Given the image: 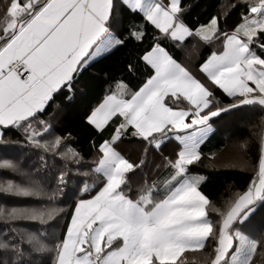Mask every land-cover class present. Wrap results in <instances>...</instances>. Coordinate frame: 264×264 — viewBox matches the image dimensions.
Masks as SVG:
<instances>
[{"label":"snow or ice","instance_id":"obj_1","mask_svg":"<svg viewBox=\"0 0 264 264\" xmlns=\"http://www.w3.org/2000/svg\"><path fill=\"white\" fill-rule=\"evenodd\" d=\"M242 111L257 154L213 195ZM193 262L264 264V0H0V264Z\"/></svg>","mask_w":264,"mask_h":264},{"label":"trees","instance_id":"obj_2","mask_svg":"<svg viewBox=\"0 0 264 264\" xmlns=\"http://www.w3.org/2000/svg\"><path fill=\"white\" fill-rule=\"evenodd\" d=\"M102 95L103 91L96 89L94 93L89 95L87 102L94 104L98 102L97 98ZM253 125H256V127H253ZM259 125L260 117L258 114L243 111L225 116L219 122L216 134L209 144V148L218 152L214 160L217 167H205L208 163L207 160L199 166V170L209 176V184L206 187V191L215 195L224 192L230 184L241 186L245 183L248 172L241 167L244 164V159H242L243 152L239 148V144L245 140L248 141V155L254 158L259 147L258 134L261 131ZM125 150L131 153L132 158H135L137 153L134 143L126 144ZM208 150V148L205 149L206 152ZM6 151L7 154L14 155L18 150L10 148ZM226 164H232L235 167H225L224 165ZM192 255H195L197 259L200 258L199 253H190V259Z\"/></svg>","mask_w":264,"mask_h":264},{"label":"crops","instance_id":"obj_3","mask_svg":"<svg viewBox=\"0 0 264 264\" xmlns=\"http://www.w3.org/2000/svg\"><path fill=\"white\" fill-rule=\"evenodd\" d=\"M98 90L102 91V88H97Z\"/></svg>","mask_w":264,"mask_h":264}]
</instances>
